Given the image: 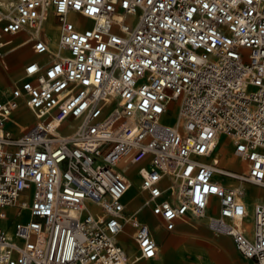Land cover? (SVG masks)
<instances>
[{
	"label": "built area",
	"instance_id": "obj_1",
	"mask_svg": "<svg viewBox=\"0 0 264 264\" xmlns=\"http://www.w3.org/2000/svg\"><path fill=\"white\" fill-rule=\"evenodd\" d=\"M21 31L34 56L0 91V264H137L179 222L264 264V0H0V64ZM131 167L146 197L128 214Z\"/></svg>",
	"mask_w": 264,
	"mask_h": 264
},
{
	"label": "rangeland",
	"instance_id": "obj_2",
	"mask_svg": "<svg viewBox=\"0 0 264 264\" xmlns=\"http://www.w3.org/2000/svg\"><path fill=\"white\" fill-rule=\"evenodd\" d=\"M51 21L54 23L53 19H51ZM27 35H28V33L26 31L19 32L17 35H15L13 37L12 43L17 42L21 38L26 39ZM46 37L49 40L48 36H46ZM26 54H31V56L34 55V53H32V48H31V45L29 42L19 46L18 48L14 49L12 51L7 52V54L5 55L4 63L0 64V82H1L0 83L1 84L0 91L2 90L4 92H7L18 82L19 76H20L21 71L23 69L24 62L29 57L22 60V62L19 64L15 62V58L19 57L21 55H26ZM20 107H21V105H20ZM21 108L25 109L24 106H22ZM30 118L28 117L27 120H25V121H30ZM174 119H175V114L173 113L170 117L167 118V121L171 122ZM8 125H9V122L6 123L7 127H8ZM11 129L14 133H16L19 130V129L13 128V127ZM227 139L229 142L230 139L229 138H227ZM225 143L227 144V141ZM230 143H231V140H230ZM229 148L231 151V149H232L231 146ZM133 174H135V173H133ZM138 180H139V178H138ZM137 190H138L137 186L133 187L131 189V191H129V193L126 197V199L128 200V202H127L128 214L135 212L136 211L135 208H139L142 205L143 198H144V194H142V193L135 197V201H134L135 205H130V203H129V201L131 200V196H133V194H135V195L137 194ZM138 215H140V217L142 219H144V217L141 216V214H138ZM130 233H131V235H130ZM133 235H134V228L133 227H127L125 232L121 233L120 238L126 237L127 239H129V240L131 239V241L132 240L134 241ZM197 239H198L199 262L197 261L195 263L196 264H221V261H219V258H221L223 256V254H225L226 251L224 248L218 249V248L214 247L212 244H210V243H213L214 241H216V239H213V238H210L207 236L203 237L200 233H197ZM231 248L233 249L234 254L241 261V262H239V264H248L246 262L245 258H243L242 256H240L238 254V252L236 251V249L233 245V242H231ZM185 252H190V250L185 249ZM160 259L161 258L159 255L157 257V259L152 260V261L155 262V261H159ZM147 262H142L140 264H146Z\"/></svg>",
	"mask_w": 264,
	"mask_h": 264
},
{
	"label": "bare ground",
	"instance_id": "obj_3",
	"mask_svg": "<svg viewBox=\"0 0 264 264\" xmlns=\"http://www.w3.org/2000/svg\"><path fill=\"white\" fill-rule=\"evenodd\" d=\"M51 19H52L51 17H47L45 19V21L42 23V26H43V31H44L45 35L48 36V38H49V44L51 45V51L54 53L55 50L57 49L56 43H57V39H58V35H59V26L57 25L56 22L53 23L51 21ZM22 41H23V38L19 39L15 43H12L11 45H13V46L19 45L20 46L21 44H23ZM16 47H18V46H16ZM45 57H47V55L41 56V58H45ZM20 117L21 118L23 117V118L21 119ZM26 117L30 118L29 114L26 112V109H22L21 107L19 108V110L13 112V114L9 117V121H7V122H9L8 127L10 128V130L12 131V129H11L12 127L17 128V129H20L21 127H23L25 125L24 121L27 120ZM226 137L227 136L225 134H220V136H218V140H217L219 152L221 154V158H220L221 164L228 166V167H232V168H239L241 165L237 164L233 160L232 155H231V151L229 148L232 144V141H231V143H230V140L228 142V139ZM226 141H227V144L225 143ZM133 173H135V174H133ZM129 177L131 179L130 186H129V189L126 191L125 195L123 196V199L127 203L128 200L126 199V197L129 193V191H131V189L133 187L137 186L138 187L137 194L136 195L133 194V196H131V200L129 201L130 205H135V202H134L135 197L142 193V194H144V198H143V200H144L146 197V194L144 192H142L140 189V186H138L139 180H138V176L136 174L135 168L131 167V170L129 172ZM225 181L227 183H230V184H235V181H233L230 178H225ZM243 186L246 188L247 193H248L247 200L250 201V203L252 204L254 202L253 200L255 199L257 189L250 184H243ZM138 209L139 208H135V210H138ZM141 216H144V215L141 214ZM138 217H139V215H138ZM127 227H129V226H127ZM127 227L123 230V232H125ZM130 235H131V233H130ZM120 241H122L124 252L127 255V257H129V258L132 257V255L135 254V249H136L135 241H133V240L131 241V239L129 240L126 237H123V238L121 237ZM167 249H168L167 243H164L163 245L158 246L159 255H160L161 259L159 261H155V262H153V261H148V262L144 261V262H147L146 264H174L173 261L171 260V258L168 257L169 254H168ZM235 262L237 264H239V262H241V261L237 260V258H236ZM140 263H142V262H139L137 264H140Z\"/></svg>",
	"mask_w": 264,
	"mask_h": 264
},
{
	"label": "crops",
	"instance_id": "obj_4",
	"mask_svg": "<svg viewBox=\"0 0 264 264\" xmlns=\"http://www.w3.org/2000/svg\"><path fill=\"white\" fill-rule=\"evenodd\" d=\"M31 54L21 55L19 57L15 58L16 63H21L22 60L25 58H31L34 55L30 56ZM28 58V59H29ZM1 83V82H0ZM1 85V84H0ZM257 191H260L259 188H257ZM147 214V210L145 211ZM144 215V214H143ZM147 219L149 221H154L155 217L151 215H146ZM144 217V216H143ZM197 223V221H196ZM200 227L204 228V223H200ZM197 233H200L203 237L207 236L213 239H216L212 244L216 248H224L225 254L221 258H219V261H221V264H237L235 262V259L238 257L234 254L233 249L231 248V242L232 238L230 236L222 234L219 236H211L207 234L205 231L198 230L196 226L190 224V223H182L179 222L176 224L175 228L173 230H159L156 233V240L158 241V245H163L164 243H167V251H168V257L171 258L174 264H196L195 262H199L198 257V239H197ZM186 250H190V252H185ZM159 256V250L157 253V256L154 259L148 260L152 261L157 259ZM225 259H224V258ZM231 259V260H230ZM246 260V259H245ZM144 262V261H140ZM247 262V260H246ZM248 263V262H247Z\"/></svg>",
	"mask_w": 264,
	"mask_h": 264
}]
</instances>
